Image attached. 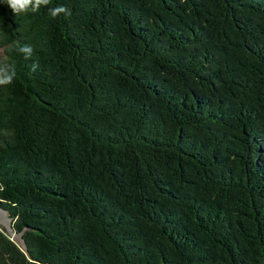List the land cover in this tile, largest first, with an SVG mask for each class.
I'll use <instances>...</instances> for the list:
<instances>
[{
    "label": "trees",
    "instance_id": "obj_1",
    "mask_svg": "<svg viewBox=\"0 0 264 264\" xmlns=\"http://www.w3.org/2000/svg\"><path fill=\"white\" fill-rule=\"evenodd\" d=\"M0 49V264H264V0L0 3Z\"/></svg>",
    "mask_w": 264,
    "mask_h": 264
},
{
    "label": "clouds",
    "instance_id": "obj_2",
    "mask_svg": "<svg viewBox=\"0 0 264 264\" xmlns=\"http://www.w3.org/2000/svg\"><path fill=\"white\" fill-rule=\"evenodd\" d=\"M0 3L6 5L11 9L15 15L26 14L29 12L35 13L39 11L41 7H48L52 4V0H0ZM50 15L55 18L61 15L70 17L72 10L67 6L57 5L49 7ZM15 51L22 54L25 60H29L34 55V49L29 44L17 45ZM37 64L32 65V70L36 71ZM15 66L10 60L0 55V86L11 85L16 78ZM2 189V186H0Z\"/></svg>",
    "mask_w": 264,
    "mask_h": 264
},
{
    "label": "water",
    "instance_id": "obj_3",
    "mask_svg": "<svg viewBox=\"0 0 264 264\" xmlns=\"http://www.w3.org/2000/svg\"><path fill=\"white\" fill-rule=\"evenodd\" d=\"M2 51L0 50V55ZM0 225L6 229V233L10 239L23 251H26V244L22 238V232H17L13 228V218L8 211L0 206Z\"/></svg>",
    "mask_w": 264,
    "mask_h": 264
},
{
    "label": "rangeland",
    "instance_id": "obj_4",
    "mask_svg": "<svg viewBox=\"0 0 264 264\" xmlns=\"http://www.w3.org/2000/svg\"><path fill=\"white\" fill-rule=\"evenodd\" d=\"M0 50L2 51V49H0ZM0 227L6 232V229L3 226L0 225Z\"/></svg>",
    "mask_w": 264,
    "mask_h": 264
}]
</instances>
